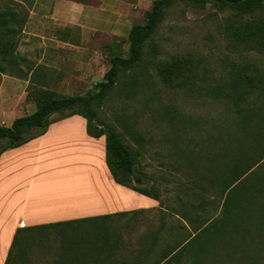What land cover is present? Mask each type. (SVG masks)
<instances>
[{
    "label": "rangeland",
    "instance_id": "374dc122",
    "mask_svg": "<svg viewBox=\"0 0 264 264\" xmlns=\"http://www.w3.org/2000/svg\"><path fill=\"white\" fill-rule=\"evenodd\" d=\"M30 1L0 0V9L15 7L27 16V22ZM228 17L233 19L232 10L220 11L215 1L198 7L189 0H173L163 10L152 37L145 41L139 63L133 69L121 71L101 104L93 106L97 118L113 126L134 154L135 174L143 182L132 184H152L158 196L159 200L150 201L156 211L145 216L152 259L189 240L195 234L194 226L199 230L206 225L199 223L202 217L213 219L220 214V182L230 165L241 155L261 153L264 144V128L257 125L258 110L264 112L263 89H253L238 109L229 99L216 98L198 87H168L159 75L162 66L176 55L194 58L199 69L208 67L205 82L210 85L228 79L234 64L248 61L264 67V51L236 46L228 36L224 28ZM26 22L15 52L23 57L22 46L32 42L36 58L30 57L31 60L44 63L36 70L42 80L40 88L56 95L91 96L97 91L95 83L102 80L109 68L110 58L128 56V43L115 45L110 37L96 33H88L77 47L45 51L36 39H21ZM38 52L45 55L41 57ZM23 58L0 71V85L4 79L27 78L28 59ZM31 88L14 86L8 90L9 94L19 95L23 90L32 93ZM26 103L18 100L11 104L18 116L29 112ZM69 111L54 113L50 119H59ZM7 112L0 103V124L12 121ZM47 169V174H43L45 182L48 180L47 184L54 186L58 194L61 188L67 192L74 185L73 180H79L77 183L83 186L72 196L85 198L79 197L89 183L86 174L90 168ZM62 170L64 173L59 176ZM248 178L247 182L260 184V197L254 203L261 206L264 218V161ZM183 213L186 217H182ZM110 230L108 221L101 219L19 233L17 241L22 242L17 245L24 252L8 264H79L77 258L83 264L88 260L105 264L102 256H108L111 248L86 247L106 243ZM66 239L70 247H66ZM198 245V241L193 243V247ZM190 258L181 255L171 264H189ZM196 264H264V224L257 230L248 223L247 230L231 232V236L206 244L204 251H198Z\"/></svg>",
    "mask_w": 264,
    "mask_h": 264
},
{
    "label": "crops",
    "instance_id": "0c3cea01",
    "mask_svg": "<svg viewBox=\"0 0 264 264\" xmlns=\"http://www.w3.org/2000/svg\"><path fill=\"white\" fill-rule=\"evenodd\" d=\"M153 1L31 0L21 39H36L46 51L77 47L88 33H96L110 37L115 45L122 43L123 46L127 43L131 27L144 22V15ZM32 46V42H28L20 52L28 59L27 78L4 79L0 85V103L3 109L8 110L11 120L19 117L11 105L18 100L27 102V114L36 109L34 100L27 96L28 90L19 95L9 94L11 91L8 90L14 86H41L42 80L38 79L36 70L44 63L39 59L31 60L30 57L36 58ZM44 52L38 54L42 57ZM83 166L90 168L86 174L89 183L84 185L86 189L79 197L84 199L72 196L76 189L83 186L77 183L79 180H73L74 185L67 192L61 188L59 194L54 186L47 184L48 180L45 182L43 174H47V168ZM63 173L64 170L59 176ZM150 201L151 197L113 179L105 161V137L90 136L83 116L73 114L51 120L43 134L20 146L6 149L0 155V264H5L18 229L101 219L108 221L111 233L106 243L99 246L113 248L114 253L102 257L103 263L148 264L153 260V253L143 256L140 262L135 260V254L137 248L151 246L146 228L148 218L145 216L156 209ZM84 264L93 263L88 260Z\"/></svg>",
    "mask_w": 264,
    "mask_h": 264
},
{
    "label": "trees",
    "instance_id": "16d2710c",
    "mask_svg": "<svg viewBox=\"0 0 264 264\" xmlns=\"http://www.w3.org/2000/svg\"><path fill=\"white\" fill-rule=\"evenodd\" d=\"M189 1L198 7H204L207 3L215 1L220 11L232 10L233 19L226 18L224 28L234 44L236 46L241 44L248 49L264 51V0ZM172 2L173 0L153 1L150 10L144 15V22L132 26L128 33V56H113L110 58V66L104 72L102 80L95 83L97 91L91 96H60L48 89L31 88L33 92H28L27 96L34 100L36 109L32 113L14 118L10 125L0 124V155L6 149L20 146L43 134L51 122V115L68 109L70 111L60 118L79 114L86 119V131L90 136L100 137L103 135L105 137V161L113 179L119 184L159 200L152 184L148 187L132 184V182H143L142 178L135 174L134 154L113 126L97 118L93 106L101 104L116 84L121 71L133 69L139 63L145 41L152 37L157 24L163 17V10ZM26 17V15L20 14L15 7L6 6L0 9V71H4L5 67H11L15 62L24 59L15 52V49L21 27L26 22ZM235 65L228 74V79H222L210 85L205 82L208 67L199 69V65H197L194 58L176 55L162 66L159 75L162 82L168 87H198L216 98L229 99L239 109L241 102L253 89L261 88L264 91V67L248 61ZM22 75L25 77L27 72ZM257 117V125L264 128L263 109L258 110ZM33 130L37 131L31 133ZM245 137H248V134ZM259 151L261 153L257 155H241L232 166L230 165L228 173L220 182V195L223 196L220 214L213 219L202 217L199 223L201 225L206 224L202 229L198 230L194 226L195 234L189 240L178 247H172L167 252H163L148 264H171L172 260H178L181 255H189L191 257L189 264H196L197 253L200 250L204 251L206 244L231 236V232L242 231V229L247 230L248 223L253 224L257 230L262 228L264 218L260 212L261 206H256L254 203L260 197V184L257 187L255 184L247 182L249 175L254 173V170L264 161V144ZM255 181L260 182L259 179ZM257 210L258 215H256ZM181 215L186 217L185 213ZM188 221L190 224L193 223L192 219H188ZM69 223L71 222H60V225ZM56 224L58 223L16 230L5 264H8L11 258L14 259L24 252V250L20 251L19 248L22 240L17 241L19 233L37 228L53 227ZM62 233L64 235V232ZM23 236H21L22 239ZM66 240V247H70L68 239ZM196 241L199 242V245L193 247V243ZM17 243L20 244L17 245ZM89 247H100L103 250L106 248L103 245L94 246V244H89L86 248L89 249ZM150 247L152 246L137 248L135 260L140 262L144 258L143 256H148L152 251ZM112 251L113 248H111L108 256L114 255ZM90 252L92 251L90 250ZM101 252L103 251L101 250ZM76 260L79 264H83L81 258Z\"/></svg>",
    "mask_w": 264,
    "mask_h": 264
}]
</instances>
